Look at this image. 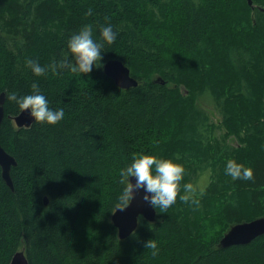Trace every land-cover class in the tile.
Here are the masks:
<instances>
[{"label": "trees", "instance_id": "trees-1", "mask_svg": "<svg viewBox=\"0 0 264 264\" xmlns=\"http://www.w3.org/2000/svg\"><path fill=\"white\" fill-rule=\"evenodd\" d=\"M111 20L121 32L105 43L100 30ZM85 25L102 55L90 72L73 73L68 40ZM28 58L46 72L34 75ZM108 60L138 86L116 87L103 72ZM33 83L65 116L17 128L8 117L20 109L8 97L32 94ZM1 92L0 144L17 165L13 191L0 170V264L21 250L28 264H264V235L218 246L231 226L264 217V0H0ZM206 92L222 116L221 140L209 138L214 124L197 106ZM231 137L235 147L225 144ZM140 152L183 164L185 176L171 207L155 208L154 222L140 217L120 240L110 219L119 170ZM229 158L253 178L226 175ZM206 169L203 192L180 199Z\"/></svg>", "mask_w": 264, "mask_h": 264}, {"label": "clouds", "instance_id": "clouds-1", "mask_svg": "<svg viewBox=\"0 0 264 264\" xmlns=\"http://www.w3.org/2000/svg\"><path fill=\"white\" fill-rule=\"evenodd\" d=\"M92 11V8L89 7L85 14L91 15ZM120 32V25L116 20H111L101 27L100 35L103 41L107 43L109 39L116 40ZM68 48L75 61L70 64V70L73 73H88L92 66L97 64V60L101 59V46L93 38L91 25H85L71 35L68 40ZM66 63L68 61H61L59 66L63 67ZM26 64L30 66L34 75L39 76L46 72L45 66L41 65L38 60L28 58ZM56 70L57 68L53 66V71ZM32 88L34 89L32 94L17 96L13 92L8 98L16 101L20 112L29 110V114L34 117L35 122L55 125L61 121L65 116L64 108L53 109L49 107V100L44 93L38 90V85L33 83ZM225 174L234 179L250 180L253 178V170L234 158L227 160ZM184 176V165L171 158L142 152L133 153L127 166L119 170L120 182L124 186L115 199V208L116 210L126 209L134 198V190L143 188V198L146 201L155 208L159 207L166 210L176 202L181 186L180 182ZM130 177H135V183L129 179ZM183 188L185 194L180 196V199L185 201L189 200L198 190V187L191 182L184 183ZM199 191L203 192V188H199ZM145 247L152 250V255H156L159 251L155 239H149Z\"/></svg>", "mask_w": 264, "mask_h": 264}, {"label": "water", "instance_id": "water-1", "mask_svg": "<svg viewBox=\"0 0 264 264\" xmlns=\"http://www.w3.org/2000/svg\"><path fill=\"white\" fill-rule=\"evenodd\" d=\"M249 6H252V0H246ZM104 74L110 78L116 87L126 90L138 86V82L131 77L130 70L119 60H108L103 66ZM5 93H0V126L4 118ZM11 119L17 128H28L34 122L29 110L19 112ZM17 162L14 157L9 155L0 144V170L1 177L7 187L13 191V183L10 176L12 167ZM135 183V177L129 178ZM135 195L130 205L123 210L115 209L110 219L113 226L117 229L118 238L124 240L129 237L137 228L139 218L154 222L156 210L144 197V189H135ZM44 205H47V197L43 198ZM264 235V217L256 218L249 222H243L230 227V229L219 240L220 248H228L237 245L249 244L254 239ZM9 264H28L24 251H17L12 256Z\"/></svg>", "mask_w": 264, "mask_h": 264}, {"label": "rangeland", "instance_id": "rangeland-1", "mask_svg": "<svg viewBox=\"0 0 264 264\" xmlns=\"http://www.w3.org/2000/svg\"><path fill=\"white\" fill-rule=\"evenodd\" d=\"M197 106L200 110L204 111L209 117V123L214 124V128L209 131L208 135L210 139L221 140L222 135L225 132L224 129L220 126L222 116L220 114V110L216 107L215 101L213 98L206 92L202 96L199 97ZM225 144L235 147L238 142L235 138H228ZM211 176V170L206 169L202 171L196 179L192 181V183L199 188H205ZM196 192V193H197Z\"/></svg>", "mask_w": 264, "mask_h": 264}, {"label": "bare ground", "instance_id": "bare-ground-1", "mask_svg": "<svg viewBox=\"0 0 264 264\" xmlns=\"http://www.w3.org/2000/svg\"><path fill=\"white\" fill-rule=\"evenodd\" d=\"M227 229H229V228H227Z\"/></svg>", "mask_w": 264, "mask_h": 264}]
</instances>
